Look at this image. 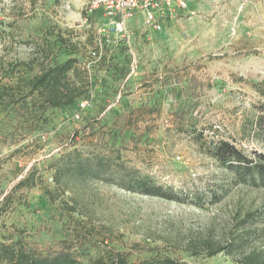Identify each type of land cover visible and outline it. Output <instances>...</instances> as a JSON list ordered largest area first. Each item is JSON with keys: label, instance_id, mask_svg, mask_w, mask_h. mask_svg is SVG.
<instances>
[{"label": "rangeland", "instance_id": "rangeland-1", "mask_svg": "<svg viewBox=\"0 0 264 264\" xmlns=\"http://www.w3.org/2000/svg\"><path fill=\"white\" fill-rule=\"evenodd\" d=\"M185 2L154 32L141 16L116 26L88 15L87 0H0V241L43 250L67 239L84 264L114 252L189 264L264 254V187L235 181L207 154L218 140L264 153L248 130L263 102L264 0ZM67 58L89 82L85 109L46 107L27 88ZM73 148L108 154L184 199L112 180L56 183L54 162ZM209 244L223 249L210 255Z\"/></svg>", "mask_w": 264, "mask_h": 264}, {"label": "trees", "instance_id": "trees-1", "mask_svg": "<svg viewBox=\"0 0 264 264\" xmlns=\"http://www.w3.org/2000/svg\"><path fill=\"white\" fill-rule=\"evenodd\" d=\"M82 71L76 58H67L57 64L41 67L27 80V88L32 94L37 95L46 107L76 105L79 109V102L87 93L89 84L88 80L84 79L85 74L81 73ZM255 90L263 102L250 121L248 130L255 138L264 141V85H256ZM208 146L206 153L209 157L227 172L233 173L235 181L253 187H264V153L255 152L253 156H248L226 140L209 141ZM53 175L56 183H63L69 179L112 180L129 192L173 201L184 199L175 190L154 182L139 169L124 166L112 156L100 152L85 153L77 148L66 151L55 160ZM19 185L27 184L25 180H21ZM198 199L192 200L197 203ZM255 212L256 210L246 211L239 220V225L243 227L246 223L252 222L255 219ZM73 247L74 244L67 239H60L43 250L28 240L18 239L11 243L0 241V264H84L75 254ZM209 247L211 248L212 245L209 244ZM222 249V247L213 248L209 254L214 255ZM263 255L252 250L243 254L240 264H264ZM87 262L88 264H189L169 257L130 261L119 252L112 253L108 258L89 257Z\"/></svg>", "mask_w": 264, "mask_h": 264}, {"label": "built area", "instance_id": "built-area-1", "mask_svg": "<svg viewBox=\"0 0 264 264\" xmlns=\"http://www.w3.org/2000/svg\"><path fill=\"white\" fill-rule=\"evenodd\" d=\"M185 8V0H87L85 10L88 14L102 12L109 23L116 26L124 25L133 16H141L145 27L159 32L166 18ZM92 54L95 57L97 51ZM78 106L80 110L85 109L88 102L82 100ZM74 117L79 116L75 114Z\"/></svg>", "mask_w": 264, "mask_h": 264}]
</instances>
